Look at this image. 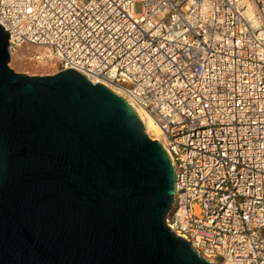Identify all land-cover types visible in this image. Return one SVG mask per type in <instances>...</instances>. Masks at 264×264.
I'll use <instances>...</instances> for the list:
<instances>
[{
    "label": "built area",
    "instance_id": "1",
    "mask_svg": "<svg viewBox=\"0 0 264 264\" xmlns=\"http://www.w3.org/2000/svg\"><path fill=\"white\" fill-rule=\"evenodd\" d=\"M0 24L11 57L46 48L147 113L171 230L216 264H264V0H0Z\"/></svg>",
    "mask_w": 264,
    "mask_h": 264
},
{
    "label": "water",
    "instance_id": "2",
    "mask_svg": "<svg viewBox=\"0 0 264 264\" xmlns=\"http://www.w3.org/2000/svg\"><path fill=\"white\" fill-rule=\"evenodd\" d=\"M10 59L0 24V264H216L167 225L174 164L129 101Z\"/></svg>",
    "mask_w": 264,
    "mask_h": 264
},
{
    "label": "rangeland",
    "instance_id": "3",
    "mask_svg": "<svg viewBox=\"0 0 264 264\" xmlns=\"http://www.w3.org/2000/svg\"><path fill=\"white\" fill-rule=\"evenodd\" d=\"M137 10L139 7L137 6ZM35 46H22L14 54L10 61L9 66L16 72L26 73L29 75H46L57 72V63L50 58L36 59L37 52L45 54L46 48H38ZM155 139V138H154ZM218 264H221V258H215Z\"/></svg>",
    "mask_w": 264,
    "mask_h": 264
},
{
    "label": "bare ground",
    "instance_id": "4",
    "mask_svg": "<svg viewBox=\"0 0 264 264\" xmlns=\"http://www.w3.org/2000/svg\"><path fill=\"white\" fill-rule=\"evenodd\" d=\"M103 84V83H102ZM111 88V87H109ZM113 91H115L117 94L121 95L122 97H124L127 101H129L131 103V105L134 107L136 113L138 114V116L140 117V119L142 120L143 124H144V128L146 133L151 137V138H155L156 140H158L157 135H158V130L155 127V125L153 124L152 120L150 119V117L147 115V113L141 109L138 106H135L126 96V94L120 90V89H114L111 88ZM159 141V140H158ZM161 141V140H160ZM159 141V142H160ZM161 143V142H160ZM163 145V147L166 149V146L164 145V143H161Z\"/></svg>",
    "mask_w": 264,
    "mask_h": 264
}]
</instances>
